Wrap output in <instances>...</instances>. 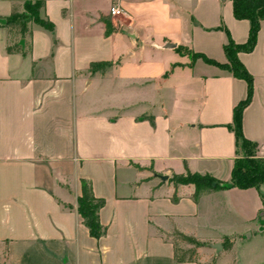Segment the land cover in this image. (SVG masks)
Wrapping results in <instances>:
<instances>
[{"label":"crops","instance_id":"0c3cea01","mask_svg":"<svg viewBox=\"0 0 264 264\" xmlns=\"http://www.w3.org/2000/svg\"><path fill=\"white\" fill-rule=\"evenodd\" d=\"M232 1L45 0L53 31L33 25L27 55L7 54L0 28L1 264H264V183L195 200L168 181H230L247 86L189 53L224 64L227 34L246 42ZM20 2L0 0V17ZM238 58L253 80L242 133L264 158V21ZM81 180L104 200L99 239L76 212ZM173 229L206 243L195 262H176Z\"/></svg>","mask_w":264,"mask_h":264},{"label":"trees","instance_id":"16d2710c","mask_svg":"<svg viewBox=\"0 0 264 264\" xmlns=\"http://www.w3.org/2000/svg\"><path fill=\"white\" fill-rule=\"evenodd\" d=\"M233 15L237 20H247L249 22L248 38L244 44L238 45L232 41L227 34V41L223 46L226 63L221 64L208 59L202 54L189 53L190 59H201L209 65L227 70L247 86L246 98L240 101L233 108L232 124L227 125L228 129L234 133L236 158L233 162L230 181L221 183L209 175L190 173L188 170L184 175L173 174L169 179L174 187L183 185H193L195 188L193 198L196 200L202 193H209L231 188L238 189H258L264 183V158L257 156V145L247 140L242 133V113L251 102L253 96V80L246 68L239 61V53H250L256 45L260 24L264 21V0H233ZM45 6V0H21L20 4L12 8L11 13L6 17H0V28L7 34L6 53L9 55H27L30 52L31 44L29 37L33 25L40 26L47 31H53V25L47 19L41 17V10ZM107 26L106 34L110 33ZM183 53L184 49H177ZM110 66L107 63H96L90 66V72L94 73ZM141 120H148L154 125L152 116H142ZM81 195L77 198L76 212L82 219L92 238L99 239L105 235L106 229L100 224L99 212L104 206V200L96 198L89 181L81 180ZM264 209V195H260ZM264 215V211H263ZM165 242L172 243L174 247V258L176 262H195L197 250L206 246V243L198 241L193 236L184 234L177 229H173L166 237ZM231 246L226 247L229 250ZM1 264V263H0ZM208 264H214L212 261Z\"/></svg>","mask_w":264,"mask_h":264},{"label":"water","instance_id":"95a60500","mask_svg":"<svg viewBox=\"0 0 264 264\" xmlns=\"http://www.w3.org/2000/svg\"><path fill=\"white\" fill-rule=\"evenodd\" d=\"M160 179H161L162 181H166V180H167V177H166V176H160ZM214 249H215L216 251H220V250H221V245H220V244H216V245L214 246Z\"/></svg>","mask_w":264,"mask_h":264},{"label":"built area","instance_id":"2783aa9c","mask_svg":"<svg viewBox=\"0 0 264 264\" xmlns=\"http://www.w3.org/2000/svg\"><path fill=\"white\" fill-rule=\"evenodd\" d=\"M110 14L111 15H117V14H120V11L117 8L113 7L110 9Z\"/></svg>","mask_w":264,"mask_h":264},{"label":"rangeland","instance_id":"374dc122","mask_svg":"<svg viewBox=\"0 0 264 264\" xmlns=\"http://www.w3.org/2000/svg\"><path fill=\"white\" fill-rule=\"evenodd\" d=\"M156 179H158V177H155ZM157 181H160L159 179ZM165 236V235H164Z\"/></svg>","mask_w":264,"mask_h":264}]
</instances>
